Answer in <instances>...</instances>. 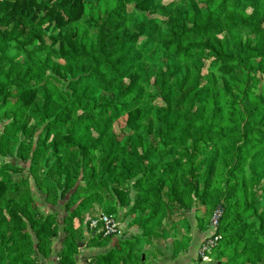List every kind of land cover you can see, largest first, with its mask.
Here are the masks:
<instances>
[{"label":"trees","instance_id":"16d2710c","mask_svg":"<svg viewBox=\"0 0 264 264\" xmlns=\"http://www.w3.org/2000/svg\"><path fill=\"white\" fill-rule=\"evenodd\" d=\"M0 118V264L52 256L46 205L59 264L95 213L140 230L95 264H149L217 209L209 264H264V0H0Z\"/></svg>","mask_w":264,"mask_h":264},{"label":"crops","instance_id":"0c3cea01","mask_svg":"<svg viewBox=\"0 0 264 264\" xmlns=\"http://www.w3.org/2000/svg\"><path fill=\"white\" fill-rule=\"evenodd\" d=\"M45 205V204H44ZM42 209L46 212H59V221L61 224V234L60 238L55 242V250L52 256L48 259L43 260V264H59L60 258L58 256V252L62 249V241L66 236L64 233V228L62 224L65 220V215L61 213L62 209L52 208L49 206H43ZM125 221V220H124ZM129 219L124 223L128 226ZM193 229L195 232L194 235V247L190 248L187 252L180 254L178 257H174L173 254V239L169 240L166 246L161 242L144 238L141 240L139 246L137 247V251H139L140 256L142 258V262L148 261L149 264H197L198 262V249L202 240L206 237V232L200 233L197 228V220L194 217L193 220ZM139 229L134 228H125L124 234L126 236L123 239H128L135 237L139 233ZM127 232V233H126ZM86 239L81 243L79 253L77 255V264H95V258L100 255H106L110 253L113 249H115L116 243L119 239L113 238L111 242L107 245L102 244V241H92L91 237H93V232L89 231L85 228ZM165 247L162 250L163 255H155L156 251L159 247Z\"/></svg>","mask_w":264,"mask_h":264},{"label":"built area","instance_id":"2783aa9c","mask_svg":"<svg viewBox=\"0 0 264 264\" xmlns=\"http://www.w3.org/2000/svg\"><path fill=\"white\" fill-rule=\"evenodd\" d=\"M222 216V210L217 209L210 219V227L206 233V237L202 240L198 249V258L202 263H211V254L215 248L219 237L217 230ZM89 227L92 231L103 232L106 237L120 238L125 231V223L122 218L114 215H101L89 221Z\"/></svg>","mask_w":264,"mask_h":264},{"label":"rangeland","instance_id":"374dc122","mask_svg":"<svg viewBox=\"0 0 264 264\" xmlns=\"http://www.w3.org/2000/svg\"><path fill=\"white\" fill-rule=\"evenodd\" d=\"M204 76H206L208 79H210V78H212V84H214V82L216 81V77L215 76H211V72L210 71H208V70H204ZM220 85H222L221 83H220ZM125 118L124 119H122V120H120L118 123H116L115 124V131L117 132V133H119V130L124 126V122H125ZM1 121H3L1 118H0V130H3L4 129V123H2ZM7 121H12V120H7ZM11 160H9V162H10ZM34 183H33V188H34ZM262 186L264 187V180H263V182H262ZM34 191H35V188H34ZM264 209V201H263V204L261 205V210H263ZM198 215H203L204 214V210L202 209V210H200V212H198L197 213ZM102 215H106V214H102ZM194 214H192V215H190L189 217H190V220H194V216H193ZM101 215L99 214V212L98 213H95V215L93 216H89L88 217V219H87V227H88V229H89V231H92L91 229H90V227H89V221H91V220H93V219H95V218H97V217H100ZM209 218H210V216H208L207 217V219H206V221H208L209 220ZM127 229V228H126ZM127 233V232H126ZM123 237V236H122ZM213 255H214V253H212L211 254V259H212V262L211 263H213L214 262V260H215V256L213 257ZM201 264H209V263H201Z\"/></svg>","mask_w":264,"mask_h":264}]
</instances>
